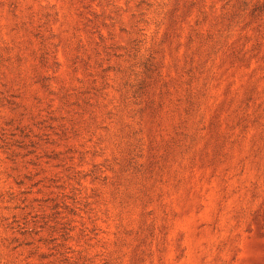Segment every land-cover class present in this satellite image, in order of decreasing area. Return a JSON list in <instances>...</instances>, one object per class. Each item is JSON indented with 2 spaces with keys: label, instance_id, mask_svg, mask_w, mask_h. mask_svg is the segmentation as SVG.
<instances>
[{
  "label": "rangeland",
  "instance_id": "rangeland-1",
  "mask_svg": "<svg viewBox=\"0 0 264 264\" xmlns=\"http://www.w3.org/2000/svg\"><path fill=\"white\" fill-rule=\"evenodd\" d=\"M0 264H264V0H0Z\"/></svg>",
  "mask_w": 264,
  "mask_h": 264
}]
</instances>
